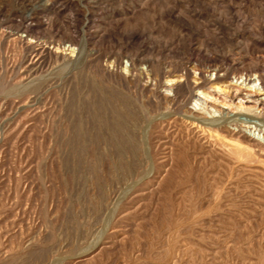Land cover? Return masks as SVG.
Wrapping results in <instances>:
<instances>
[{
    "label": "rangeland",
    "instance_id": "374dc122",
    "mask_svg": "<svg viewBox=\"0 0 264 264\" xmlns=\"http://www.w3.org/2000/svg\"><path fill=\"white\" fill-rule=\"evenodd\" d=\"M47 2L0 0V264H264V149L158 97L181 63L264 59V0Z\"/></svg>",
    "mask_w": 264,
    "mask_h": 264
},
{
    "label": "bare ground",
    "instance_id": "6f19581e",
    "mask_svg": "<svg viewBox=\"0 0 264 264\" xmlns=\"http://www.w3.org/2000/svg\"><path fill=\"white\" fill-rule=\"evenodd\" d=\"M50 2H51V0H48L47 3L51 4ZM49 8H51V7H49ZM32 11H33V9H32ZM48 13L50 14V11ZM46 47H48V46H46ZM49 47H54V46H49ZM80 47H82V46H80ZM56 48H57L56 50L58 51V47H56ZM64 49H69V52H71V53H73L75 51V49H77L76 56H74L75 58L67 57L65 59V67L67 68V70L69 68L71 69L72 67L78 65L81 61H83L82 59H83L84 53H82V49L80 50L79 48H77L75 45H73L72 42L70 44L66 45V48H64ZM212 51H209L206 54L212 55L213 54ZM246 51H247V49H246ZM233 53H235V52H233ZM245 53H247V52H245ZM232 55L233 54H232L231 50L223 51V57L220 60V62L213 64V65H206V64L202 65V63L201 64L196 63L191 68H187L184 63H181L180 65H178L174 69V73H176V74H174L173 76L171 75L169 70H166V72H163V74L167 75L166 81L164 82L165 91L167 93L163 94L164 92L163 93L159 92L158 97L160 98L161 102L170 103L172 105H176V104L179 105L182 103L185 104V102H187L191 98L192 105L188 106V109H187V111H188L187 117L188 118H190L193 121L201 122V123H204L207 125H210L211 123L215 122V123H217V126H218V124L221 123V126H222L221 129L224 132H226L227 135L229 134V135L233 136L236 134H240L239 137H242L241 139H243V141L245 143H247L248 145H253V146L260 145V146H262V149H264L263 145L260 144V141H261L260 134L264 139V124H263L262 129H259L260 130L259 136L258 135L256 136L255 134H250L247 132L241 133L240 130L235 131L236 127L235 128L232 127V125H234V124L237 125L239 120L235 119L231 116L232 115L231 113H233L234 111H236V112L237 111H241V112L244 111V112L252 113V114L258 115L259 117H262L263 123H264V59H260V58L254 59L251 56H249L248 58H245V57L244 58H234V57H232ZM202 66H203V68H202ZM133 69H134V67L131 63L130 68L127 70L132 72ZM191 69L194 71H192ZM148 78H150L151 80H149V81L152 82L153 78H151L150 76H148ZM158 83H160V81L159 82L155 81L154 84L156 85ZM147 84L148 83L146 82L145 88L149 87ZM143 85H144V83H143ZM152 87H153V85H152ZM244 89H246L248 91V92H245V94L242 93V90H244ZM182 96L185 97L182 99L183 102H181ZM169 113H171V112H168V114ZM237 113H233V114H237ZM174 114L176 115V113H174ZM162 115H160V116L162 117ZM180 115L185 117L186 114L180 113ZM164 116L168 117L166 114ZM237 117H238V114H237ZM153 118H155V117H153ZM153 118L151 120H153ZM154 120L156 121V119H154ZM148 123H147V125H149ZM241 123L242 122H240V124ZM187 125H189V124H187ZM247 126H249V125H247ZM188 127H190V126H188ZM143 128L142 129L144 131V138H145V134H146L145 132L147 130V126H145ZM186 130H187V128H186ZM261 130H262V133H261ZM188 137H189V134H188ZM261 142H263V140ZM143 148H144V145H143ZM147 160L149 162V159H147ZM150 170H149V172H150ZM148 174H150V173H148ZM152 174H153V172H152ZM145 175H146V173H145ZM135 184H136V182H135ZM128 186L132 187L133 184L128 185ZM117 198H118V196H117ZM107 213H109V212H107ZM169 235H171V233ZM90 247H92V246L90 245ZM89 252H90V250L87 252L85 251V253L84 254L81 253V255L82 256L87 255ZM77 255L79 256V254H76V256ZM71 257L69 256V258H71ZM54 262L55 261H53L52 263H54Z\"/></svg>",
    "mask_w": 264,
    "mask_h": 264
}]
</instances>
